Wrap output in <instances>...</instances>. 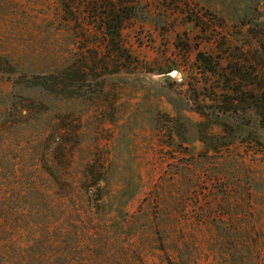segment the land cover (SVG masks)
<instances>
[{"label": "rangeland", "instance_id": "rangeland-1", "mask_svg": "<svg viewBox=\"0 0 264 264\" xmlns=\"http://www.w3.org/2000/svg\"><path fill=\"white\" fill-rule=\"evenodd\" d=\"M122 1L137 5L119 38L140 65L92 73L87 107L9 106L15 74L0 72V264H264V116L232 98L253 76L264 87V0ZM66 15L60 0H0V55L35 73L84 43L105 61L103 30ZM204 93L209 124L193 109ZM62 128L90 150L65 151ZM98 153L110 185L84 181Z\"/></svg>", "mask_w": 264, "mask_h": 264}, {"label": "trees", "instance_id": "trees-1", "mask_svg": "<svg viewBox=\"0 0 264 264\" xmlns=\"http://www.w3.org/2000/svg\"><path fill=\"white\" fill-rule=\"evenodd\" d=\"M62 9L67 14V19H74L81 28V32L86 31L87 25H94L98 29H102L107 39V50L111 55L105 59L93 55V50L86 49V46L81 43L78 50L74 51L68 45L64 51L48 54L43 57L45 67L35 73H28L22 66L20 61L0 55V72L15 74L11 79L13 84V92L9 95V106H16L15 100L18 99L21 104H24L25 109L29 110V114H37L41 107H44L50 101H56L59 105H73L76 110L88 106L89 100V76L94 73L97 75L101 71H106L108 74L117 73L119 71L131 72L137 69L140 63L135 57L130 55L128 50L120 43V29L125 20L131 18L135 14L137 5L131 1L122 0H60ZM197 59L200 60L203 69L210 72L211 76L220 81L222 75L217 73L215 60L212 55H206L199 52ZM102 66V67H101ZM100 68H103L100 70ZM249 79V84L253 87L249 91H241L238 97L237 91L234 93L233 100L239 103V99L245 98L247 95V107L252 109L258 116H264V87L258 85L254 78ZM228 77L224 79L225 85L221 87L223 94L228 96L231 94L229 88ZM215 83L204 90L210 88L213 90ZM257 87V90L255 89ZM230 90V91H228ZM232 96V95H231ZM205 102H196L193 109L204 117L207 124L217 121V103L216 98L206 93L203 94ZM230 98L229 104L235 108L234 101ZM209 100L210 102H206ZM17 102V103H18ZM23 102V103H22ZM234 108L232 110H234ZM73 111L72 108L69 109ZM224 110H231L230 108ZM161 114L159 111H157ZM31 115H29L30 117ZM73 112L61 121H72ZM166 118H171L164 114ZM201 123H199L200 125ZM225 123H223V127ZM263 124V125H262ZM264 126V123H261ZM63 134L56 137L57 143L66 149L71 146H79V150L84 148L90 150L88 145L81 146V132L70 131L62 128ZM225 130V129H224ZM219 137L208 136L210 140L224 138L228 135L226 131ZM97 148V147H96ZM215 148V147H214ZM98 149V148H97ZM96 149V150H97ZM219 149V147H216ZM98 151V150H97ZM84 166V181L93 183L100 187V181H105L106 184H111L116 179L119 172L113 167L108 156L98 153L94 159H87Z\"/></svg>", "mask_w": 264, "mask_h": 264}, {"label": "water", "instance_id": "water-1", "mask_svg": "<svg viewBox=\"0 0 264 264\" xmlns=\"http://www.w3.org/2000/svg\"><path fill=\"white\" fill-rule=\"evenodd\" d=\"M174 73V72H173Z\"/></svg>", "mask_w": 264, "mask_h": 264}]
</instances>
